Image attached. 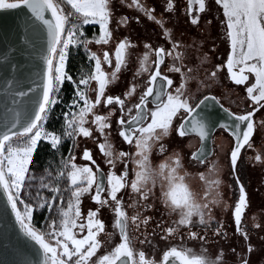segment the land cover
Segmentation results:
<instances>
[{
	"label": "snow or ice",
	"instance_id": "obj_1",
	"mask_svg": "<svg viewBox=\"0 0 264 264\" xmlns=\"http://www.w3.org/2000/svg\"><path fill=\"white\" fill-rule=\"evenodd\" d=\"M121 3H127V0H121ZM215 3L223 9L221 24L230 50L223 62L205 71V78L217 83L220 69L226 68L228 79L246 88L253 105L251 110L238 112L226 108L211 91L202 95L198 102H192L193 97L188 94L190 77L187 73L190 70L185 67V55L181 51H187V45L167 26L164 15L158 18L156 9L146 6L142 0H131L128 7L137 9L153 21L158 26L157 37L162 34L164 39L153 41L149 37L143 42L133 81L145 73L147 78L138 102L134 103L126 102L140 87L135 82L122 93L123 98L106 94L108 86L119 78L122 68H127L131 53L137 49L136 42L129 36L114 37L121 25L129 28L132 25L128 16L121 15L116 19L112 0H0V10H4L0 18L4 15L19 17L10 33H0L4 44L0 51V231L14 229L17 238L23 239L32 249L31 253L18 249L13 264H158L155 259L146 257L143 250L137 254L136 237L129 233V221L137 226L140 223L146 225L152 217L145 216L141 220L139 211L129 216L123 197H118V193L130 183L131 190L142 197L134 199L131 207L140 204L144 208L151 207L147 199L152 193L139 184L138 169L143 164L139 149L146 140L154 141L156 146L169 134L174 118L179 121V137L193 133L203 142L210 138L217 125L229 131L234 137L230 163L234 171L238 170L242 149L253 147L254 114L264 109V0H215ZM159 6L162 13L171 17L179 10V0H162ZM210 7L206 0H187L185 11L191 24L199 26L200 14ZM133 19L137 24L143 22L139 15ZM85 26H98V34L93 33L89 38ZM93 42L102 46L112 44L114 59L107 48L102 55L93 51L90 47ZM80 47L87 54L88 71L81 70L74 78L66 68L70 55ZM18 56L24 57V63L17 60ZM207 58L204 54V59ZM105 65L112 70L107 71ZM174 74H179L175 84ZM249 75H254V82L249 80ZM66 82L72 89L67 100L64 95ZM150 103L153 107H149ZM102 104L112 106L106 114L98 113L97 106ZM58 105L62 106L58 114L63 117L62 130L50 131L46 124ZM217 105L225 114L219 119L209 114V110ZM117 106V131L129 145L134 142L135 152L116 153L105 131L112 126L111 118ZM260 125L264 128V120ZM92 126L104 136L98 147L107 158L106 163L113 169L117 162L123 164L120 174L109 171L105 175L93 159L91 150L84 148L83 158L95 165V171L88 164L74 163L75 156L69 155L61 156V166L55 172L45 168L44 174L37 177L33 171L36 167L33 157L38 143L50 142L51 148L60 153L63 141L70 138L72 149H75L78 137H93ZM159 151L165 152L163 144L159 145ZM190 155L197 161L202 160L204 145ZM129 162L134 165V178L129 176ZM65 179L67 184L62 187ZM93 186V201L101 207L112 202L113 227L119 230L120 236V242L114 247H111L112 233L100 235L105 232V223L98 216L100 208L89 209L86 216L82 214L81 199L92 192ZM105 192L106 195H102ZM247 204L245 185L241 183L234 206V223L236 232L240 233L238 238L245 242L250 234L241 225ZM34 213L35 217L46 213L41 227H37ZM197 215L198 223L204 227V236H207L213 219L204 212ZM193 217L197 216L190 211L174 222L176 227L161 229L165 233L164 239L177 232L181 225L191 229ZM255 227L264 231V225ZM188 234L204 239L197 231L190 230ZM212 234L228 239L220 221ZM145 238L147 240V234ZM253 247L247 243L249 253ZM260 247L264 248V243ZM101 250L103 254L98 255ZM190 251L171 247L163 252L159 264H220L219 257L190 258L186 254ZM241 264H249V261L244 259Z\"/></svg>",
	"mask_w": 264,
	"mask_h": 264
},
{
	"label": "rangeland",
	"instance_id": "obj_2",
	"mask_svg": "<svg viewBox=\"0 0 264 264\" xmlns=\"http://www.w3.org/2000/svg\"><path fill=\"white\" fill-rule=\"evenodd\" d=\"M112 2L114 5V15L117 20L121 15L129 17L130 23L132 25L131 28L123 25V28L128 29L127 34L130 32V30L132 32L131 37L129 38L135 40V42H140L141 38H139V31H141L140 28L142 27L137 25L136 29L138 31L134 32V26L136 24L133 18L137 14V9L128 7V3H130L131 0H127V3H123V4L121 3V0H112ZM142 2H145L146 6L148 7H154L156 9V13L158 17L159 15H161L162 10L159 5L162 2V0H142ZM206 4L211 5L210 10L200 14L201 20L199 26L195 25L196 29L193 28L190 19H187V21H185V17L188 18L187 13L185 11L187 0H179V10L178 12L173 13V16L179 18L178 19L179 22L185 21L186 22L185 26H188L189 23L191 24L192 26L191 34L193 36L192 37L194 42L193 46L195 48L199 49V41H202V47H203V45L205 44V39L207 40L206 47L208 52V59L209 62H211L215 56L221 54L222 52H224V54L227 53V51L230 50V47L225 41L224 26L221 24V20L224 19L222 7L216 5L215 0H206ZM66 10H70V8H66ZM208 21H211V23H208ZM89 27H92L94 29L98 28V26H89ZM110 27H114V25H110ZM116 31L114 32V37L115 36L122 37V35L124 34L121 31L119 33H117ZM222 39H223V43H220V41L222 42ZM196 44L198 45L197 47ZM90 47L92 48L93 51H96L100 55H102L103 50L107 48V50H109L110 55H112L114 59V47L112 44H110L109 46H102V45H95V43L93 42V44L90 45ZM203 53L205 52L202 48V54ZM208 65L210 67L209 69H211L210 64ZM105 69L107 71L112 70V68L107 65H105ZM112 130H114V128ZM105 131L106 133H108L107 130ZM93 137H96L98 140L97 149L94 151V156H96L100 152L98 146L100 143L104 141V136H102L98 132V130H95ZM89 138L90 137H80V139L78 140V146L75 149H72L70 155L75 156L74 163L78 165H83L86 163L85 158H83V149L86 148L87 146L89 147L90 145ZM41 144H48L51 146L50 142L41 141L40 143H38L37 149ZM67 144L72 146V140L70 138L65 139L63 141L62 146L60 147V153H56V151L53 149L55 154L47 162L46 165L40 167L38 164H36V167L33 169V171L35 172L37 177L44 174L45 168H48L53 172H55V170L61 166L60 165L61 156L65 158L68 157L63 155L62 153L63 148H65ZM116 144H115L116 150L124 151L122 149L123 147H125L123 142L119 140L116 141ZM126 148L128 150L127 144H126ZM184 150L185 147L183 146L182 143L179 144L176 143L174 147L170 148V152L179 151L182 154L183 165L193 173H199L200 175L204 174L205 171L211 166L212 162L215 161V160L213 161L210 160L208 162L209 167L205 168L204 166L199 164V162L198 163L197 161L195 162L193 158H189V156H186ZM89 162H87V164ZM219 164L224 166L223 168L224 184L222 191H223L224 200L227 202L228 207L226 209L223 208L214 209L213 211L214 219L211 222V227H209L208 229V235L204 236V227L198 223L199 217H193L194 223L191 229H189L187 225H181L178 227L177 232L169 235L167 239H164L165 233L163 231L161 232V234L163 235L162 238L156 237L155 239H153L149 237L151 235V224L149 222H147L146 225L140 223L141 227H143L142 229L143 231H138L137 234H133V231L130 232L132 234L131 236L136 237L134 245L137 254L138 251L143 250L146 254V257L155 259L159 264V261H161L163 258V252L167 251L171 247H176L178 250H191L190 252H186V254L190 256V258L191 256H205L210 259H217V257H219L220 264H241L242 260L244 259H247L249 261V264H264V248L260 247L261 244L264 243V231H261L255 227L256 225H264V188L259 186L258 188L255 187L246 191L248 204L242 216L241 226L250 235H249V240L245 242L238 238L240 236V233L236 232V226L234 223V206H235V202H237L239 198V188H237L236 184L238 181H241L243 184L245 183V178H247V174H245L246 170H244L243 172H241V169L239 170V172L241 173L239 174V180H237L238 176H235L233 174L230 158H226L223 162ZM249 178L251 179L250 181H253L251 175H249ZM198 180L199 177H197L196 180L193 182L194 187L198 186L197 183ZM37 183H39V180H37ZM66 184H67V180L65 179L62 182V187L66 186ZM93 194L94 191L92 190V192L87 193L82 197L81 199L82 214L86 216L87 211L89 209L95 210L96 208H100L101 218L104 221L105 226H107L108 222L110 221V218L108 216L109 215L108 209L101 206L95 207L94 202L91 199V196ZM147 203L151 204V207L145 209L146 212L144 213V215L142 214L143 217L151 216L154 214L155 217L158 218L157 225L158 227H160V229L169 226L171 227L177 226L174 223L177 221L176 220L177 213L169 214V209L160 200V192L158 188L153 190V193L147 199ZM142 209L143 208H141V210ZM110 212H112V219L115 220L114 212L112 210ZM45 214L46 213H42L39 217H35V213H34V217L37 222V227H41L43 225V215ZM217 221L223 223L224 230L227 231L228 233V239H224L223 237L217 238L212 234V230L217 227ZM113 225L114 224H112L111 227H109V230L105 227V231L112 233V245L113 244L115 245L116 243H119L118 241L119 233H118V229L114 228ZM190 230L197 231L200 236H204V239L190 237L188 234ZM145 234H147V240L145 238ZM184 238L186 239L182 241L181 239ZM148 241H151V243H149ZM247 243H251L254 246L253 251L251 253L248 252ZM233 249H235V252H233Z\"/></svg>",
	"mask_w": 264,
	"mask_h": 264
},
{
	"label": "crops",
	"instance_id": "obj_3",
	"mask_svg": "<svg viewBox=\"0 0 264 264\" xmlns=\"http://www.w3.org/2000/svg\"><path fill=\"white\" fill-rule=\"evenodd\" d=\"M139 15L142 19V23H135L136 25L134 26V32H137L138 30L136 29L137 25L142 27L140 28L141 31H139V38H141L140 42H136L137 44V49L131 53V56L129 58V64L127 68H122L121 73L118 74L119 78L112 84H110L106 90V94H112V95H121L124 91H127L131 83L135 82L140 85V87L137 88L136 94H134L132 97L129 98V100L126 103H134L138 102V95L141 91H143V84L147 78V73H145L142 76H139L136 78L135 81H133V76L136 73V68L138 67V61H137V56H139L142 51H143V42H146V38H151L153 41H163L164 37L161 34L159 37L156 35V31L158 30V26L154 24L153 21L149 20L146 16L143 15V13H140L137 10L136 16ZM161 15H164L166 21H167V26L172 28L174 34H179L182 37V40L185 42L187 45V51L184 49H181L182 52H184L185 55V67L186 69L190 70L188 71L187 75L190 77L188 80V94L193 97V103L198 102L200 98H202V95L207 94L209 91L213 95H216L220 99V103L223 104L226 108H231L233 111H247L251 110V107H253L252 102L249 97H247L246 94V88L243 85H235L234 81H231L228 79L227 73H226V68L220 69L218 73L219 80L217 83H212L211 81L207 80L205 78V71L212 70V66L216 63H221L226 59V53L222 52L221 54L217 56H213L214 59L209 62V59H204V54L208 55L207 52V40L205 39V44L202 47V41H199V49L195 48L193 39H192V26L189 23L188 26H185L187 19L185 17V21L179 22L178 19L171 15V17H168L166 13H162ZM143 16V17H142ZM160 16V15H159ZM159 18V17H158ZM177 19V21H176ZM181 19V18H180ZM196 26L193 25V28ZM130 30V29H129ZM124 33L122 37L124 36H129L131 37V30L127 34L128 29L123 28V25L119 29H117V33L119 32ZM135 41V40H134ZM197 43V42H196ZM220 43H223L220 41ZM198 45L196 44V47ZM223 46V45H222ZM202 48L205 53L202 54ZM224 54V55H223ZM211 66V69H209V65ZM162 68L164 67L163 65L161 66ZM179 74H174L173 75V80L174 84L176 83V77ZM249 80L254 82V75H249ZM203 81V83H201ZM247 83V82H246ZM211 85L210 88H206L205 85ZM94 95V94H93ZM123 98V96H122ZM112 106H105V105H100L97 106L98 113L99 114H104L107 113L108 109ZM149 107H153L151 103L149 104ZM135 111V109L133 110ZM209 114L212 115L215 119H219L224 117V112L219 108V106H214L212 109L209 110ZM119 116V109L117 106V111L113 114L112 119V126L109 129H106L109 134V140L113 146V149L116 153H119L120 150L115 149V144L116 141H121L124 143L125 147L122 149L127 152H135V144L129 145L127 142L123 141V139L119 136V132L117 131V117ZM264 120V109L258 110L254 114V125H255V131L253 134V137L251 138V142L253 144L252 148H248L245 146L244 149L241 151L240 158L238 159V170L234 171L233 174L235 176L239 177V174L246 170L247 178H245V191L250 190L251 188H258L259 186L264 188V128L261 127L260 121ZM178 125L179 121L174 118L173 125L171 126L170 132L167 136L163 137L162 140L157 142V145L153 149L151 153V159L154 162H158L163 160L165 157L169 156L170 154L173 153L170 152V148L174 147L176 143H182L183 146L185 147V155L189 156V158H193L194 161L196 162L197 160L194 157H190V153L192 151H196L201 148V145H204V151L205 155L204 158L199 162L202 166L209 167V161L210 160H215L218 163L223 162L226 158H230L231 150L234 147V137L231 136L230 132L220 128L218 125L215 126V129L213 132L210 133V138L207 141H201L199 136L197 134H186L184 137H178ZM93 127V134L95 129V126ZM114 128V130H112ZM80 137L78 138V140ZM90 145L89 147L87 146L86 148L90 149L92 154H93V159L96 161L98 160V163L100 165V168L104 171L105 175L109 171H116L117 174H120L123 169V164L121 162H117L116 168L113 169L109 164L106 163V157L102 152H99L96 156H94V151L97 149V144L98 140L96 137H90L89 138ZM126 144L128 145V150L126 148ZM163 144L165 146V152L161 153L159 151V145ZM117 146V144H116ZM119 148V147H118ZM259 156L260 159L257 160L256 157ZM86 160V159H85ZM89 162L86 160V163ZM90 167L93 168L95 171V165L91 163V161L88 163ZM129 167V176L130 178H134V165L129 162L128 164ZM241 169V172L239 170ZM253 174V175H252ZM249 175L252 176L253 181H250L251 179L249 178ZM241 181H238L236 186L239 188V184H241ZM243 184V183H242ZM155 190V189H154ZM93 191L95 192V187L93 186ZM102 195H106V192ZM118 197H123V202H124V207L125 210L128 212L129 216L136 214L138 211L140 213V218L143 220V215L146 212L143 206V204L138 205L137 207L133 208L131 207L132 201L134 199L140 200L142 197L139 196L138 193H134L131 188H130V183L125 186L124 189L121 190L120 193H118ZM94 202V206H100L97 202ZM112 204L111 201H109V205H104L103 207L108 209L109 212V218L110 221L108 222V225L115 220L112 219V207L110 205ZM149 204V203H148ZM151 205V204H149ZM141 208H143L141 210ZM101 211V210H100ZM111 213V214H110ZM115 214V213H114ZM143 214V215H142ZM98 216L100 219L101 218V213H98ZM149 217H152L151 220L148 222L151 224V235L149 237L155 239L157 238H162L163 235L161 234V229L158 227V218L155 217V215H151ZM177 221L179 220L180 216L177 213ZM115 219V218H114ZM175 220V221H176ZM107 224V223H106ZM142 224V223H141ZM141 224L137 226L136 224H132L131 221H129V233L133 231V234H137L138 231H143V227H141ZM157 225V226H156ZM106 227V226H105ZM106 233H111L108 231H105L104 233H101V237L105 236ZM130 235H132L130 233ZM173 237V236H172ZM181 239L182 241L185 240ZM170 243V242H169ZM115 245L111 243V247H114ZM108 250H111L109 248ZM167 250V249H166ZM103 254V251H99L98 253Z\"/></svg>",
	"mask_w": 264,
	"mask_h": 264
},
{
	"label": "clouds",
	"instance_id": "obj_4",
	"mask_svg": "<svg viewBox=\"0 0 264 264\" xmlns=\"http://www.w3.org/2000/svg\"><path fill=\"white\" fill-rule=\"evenodd\" d=\"M155 148L154 141L146 140L139 151L143 160L139 184L142 188L153 193L159 189L160 200L169 209V214L178 213L187 216L189 212L198 217L204 212L214 219L213 211L216 208L226 209L227 202L223 197V168L217 161L203 175L193 173L187 169L179 151H174L163 160L154 162L151 153ZM199 177L198 186L193 182Z\"/></svg>",
	"mask_w": 264,
	"mask_h": 264
},
{
	"label": "trees",
	"instance_id": "obj_5",
	"mask_svg": "<svg viewBox=\"0 0 264 264\" xmlns=\"http://www.w3.org/2000/svg\"><path fill=\"white\" fill-rule=\"evenodd\" d=\"M85 31L89 36V38L92 36L93 33L98 34V28L94 29L92 27L86 26ZM88 64L89 61L87 59V54L84 52V49L80 47L78 51H74L73 54L70 55L69 64L66 70H70V74H72L74 78H77L81 70H83L84 72L88 71ZM71 92L72 89L70 87H67V82H66V90L64 92L66 100L70 99ZM61 110H62V106L60 105L56 106L54 113L52 114V116H50V119L47 123V128L49 130L51 131L55 130L58 132L62 130L63 117L61 115H58L61 112ZM67 145L62 150V153L65 156H69L71 154L69 150L72 149V146H70L69 144ZM54 154L55 152L50 145L41 144L35 153L34 161L40 167H43L54 156ZM114 222H112L111 225L114 224ZM111 225L110 224L107 225L106 228L109 230V227H111ZM118 238H119L118 241L120 242L119 235Z\"/></svg>",
	"mask_w": 264,
	"mask_h": 264
},
{
	"label": "water",
	"instance_id": "obj_6",
	"mask_svg": "<svg viewBox=\"0 0 264 264\" xmlns=\"http://www.w3.org/2000/svg\"><path fill=\"white\" fill-rule=\"evenodd\" d=\"M4 10H0L3 13ZM19 17L15 15H4L0 18V33H10V31L16 26ZM4 49V44L0 40V51ZM17 60L20 63H24V57L18 56ZM22 249L25 252L31 253L32 249L29 245H26L23 239H18L16 231L14 229H7L0 231V264L8 262L13 264L16 259V251Z\"/></svg>",
	"mask_w": 264,
	"mask_h": 264
},
{
	"label": "flooded vegetation",
	"instance_id": "obj_7",
	"mask_svg": "<svg viewBox=\"0 0 264 264\" xmlns=\"http://www.w3.org/2000/svg\"><path fill=\"white\" fill-rule=\"evenodd\" d=\"M118 233H119V230H118ZM120 237V236H119Z\"/></svg>",
	"mask_w": 264,
	"mask_h": 264
}]
</instances>
